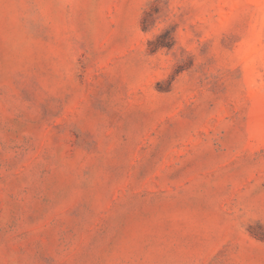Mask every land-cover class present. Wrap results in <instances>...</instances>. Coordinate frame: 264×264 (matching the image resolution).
I'll use <instances>...</instances> for the list:
<instances>
[{
  "label": "rangeland",
  "instance_id": "1",
  "mask_svg": "<svg viewBox=\"0 0 264 264\" xmlns=\"http://www.w3.org/2000/svg\"><path fill=\"white\" fill-rule=\"evenodd\" d=\"M0 264H264V0H0Z\"/></svg>",
  "mask_w": 264,
  "mask_h": 264
},
{
  "label": "trees",
  "instance_id": "2",
  "mask_svg": "<svg viewBox=\"0 0 264 264\" xmlns=\"http://www.w3.org/2000/svg\"><path fill=\"white\" fill-rule=\"evenodd\" d=\"M165 35H161L159 38H164ZM172 36L169 35V37L165 38V42H161V44L159 46H157L156 49H160V48H171V44L170 42L172 41Z\"/></svg>",
  "mask_w": 264,
  "mask_h": 264
}]
</instances>
